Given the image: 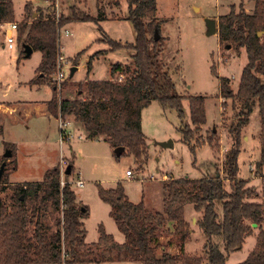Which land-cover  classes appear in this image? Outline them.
<instances>
[{
    "label": "trees",
    "instance_id": "trees-1",
    "mask_svg": "<svg viewBox=\"0 0 264 264\" xmlns=\"http://www.w3.org/2000/svg\"><path fill=\"white\" fill-rule=\"evenodd\" d=\"M43 1L50 3L51 9L34 14L33 3L26 5V18L19 23L18 36L24 46L22 54L26 55V45L42 53L39 74L29 84L53 86L52 99L46 102L51 115L61 120L71 116L82 125L87 136H105L113 148L124 146V152L133 155L140 166L149 158L142 110L158 100L164 109L177 111L181 120L179 129L185 142H191L195 131L207 120L205 99L200 95L189 97V116L195 125L192 129L186 123L184 97L175 92L172 76L162 64V40L155 39L154 32L157 29L159 33L161 25L156 16L157 0H127L126 17L137 33L135 43L123 44L109 35L103 39L109 43L110 50L120 47L133 50V64L120 61L111 64L110 79L87 78L74 82L77 91L69 98L59 96L58 82L52 78L60 55V30L71 21L94 20L99 24L106 17L102 11L93 17L75 5L71 6L69 14L58 15L56 0ZM13 21L15 4L12 0H0V24ZM99 30L103 32L102 26ZM217 31L221 42L237 52L245 48L248 56L237 92L232 89L229 77L221 76L219 80L221 95L241 102V118L230 129L233 146L226 156V176L215 174L199 179L173 177L165 180L162 183L165 206L157 213L143 200L132 202L120 182L115 188L99 185L101 199L111 204L113 218L126 238L118 242L101 226L100 239L89 244L84 221L89 216V208L77 201L76 191L68 179L73 165L69 164L70 174L65 169L64 185H61L59 164L46 170L41 181L10 183L5 172L10 157L3 156L0 166L3 161L6 166L0 181V264H88L107 259L178 264L181 256L167 250L174 242L162 244L160 232L172 224L173 235L180 237L179 246L183 252L191 236L185 218V207L190 203L202 213L198 223L207 239L204 245L207 264H226L228 255L240 250L246 238L253 234L254 223L259 233L257 244L238 264H264V201L252 199L257 193L248 186L247 180L238 177L241 130L249 123L255 106L261 115V154L256 163L257 172L264 169V0H257L253 13L246 12L242 5L240 10L232 6L228 13L220 16ZM260 31L263 34H259ZM105 52L101 50L92 55L87 63L89 71L93 60ZM3 128L0 124V134ZM214 135L209 136L210 142ZM9 147L13 154L12 145ZM225 178L230 181L231 190L227 189ZM9 188L11 193H8ZM183 262L201 264L202 260L185 256Z\"/></svg>",
    "mask_w": 264,
    "mask_h": 264
},
{
    "label": "rangeland",
    "instance_id": "rangeland-1",
    "mask_svg": "<svg viewBox=\"0 0 264 264\" xmlns=\"http://www.w3.org/2000/svg\"><path fill=\"white\" fill-rule=\"evenodd\" d=\"M12 1L15 4L13 22L18 23L25 20V7L28 3H33L34 14L52 7L43 0ZM256 2L157 0L156 16L161 21L159 33L163 45L162 64L172 76L175 92L184 97L186 123L195 129L189 116L190 96L204 97L207 120L195 131L191 142L187 143L179 129L181 120L177 111L164 109L158 100H153L141 114L149 158L140 166L135 157L127 152L117 156L115 148L105 136H87L82 125L71 116L61 120L46 111V102L53 96V86L29 84L39 74L42 53L33 50V54L27 57L22 54L24 46L20 41L14 49H8L4 37L7 26L0 24V123L4 126L0 134V160L8 151L12 152L9 147L12 145L13 154L5 170L9 182L41 181L46 170L59 164L62 171L71 163L73 172L68 179L76 191L77 201L89 208V216L84 221L86 241L90 244L100 239L101 226L118 242L122 243L126 238L113 218L111 204L101 199L99 185L115 188L120 182L132 202L143 200L151 211L157 213L162 212L165 206L162 185L165 180L173 177L199 179L215 174L225 177L226 156L233 146L230 129L241 118V102L223 97L219 80L221 76L229 77L232 89L237 92L248 56L245 48L237 52L234 47L221 42L219 33L212 34L208 20H216L218 28L220 16L228 13L232 6L240 10L242 5L246 12L253 13ZM73 5L93 17L102 11L106 19L100 20L99 24L94 20L71 21L60 30L59 52L63 56L61 64L64 78L62 84H58V92L62 98L76 94L74 82L85 81L87 78H112L111 64L118 61L133 64L131 57L134 51L127 47L110 50L109 43L103 40L106 35L123 44L135 43L137 38L132 22L126 17L129 10L127 0H56L57 14H69ZM99 26H102L103 32H100ZM67 30L69 33L66 34ZM101 50L106 52L93 60L92 70L89 71V59ZM72 66L78 70L70 77ZM56 69L52 74L53 79H57L58 64ZM5 105L16 106V109L7 115L3 111ZM250 115L249 123L241 130L238 177L247 180L248 186L257 193L252 199L264 201V169L257 172L256 166L261 154V115L258 106ZM62 128L71 133L70 139H63ZM213 133L215 135L210 142L209 136ZM170 140H173L172 147L162 145ZM127 170H132L133 176H129ZM62 177L66 179L63 171ZM79 178L84 180L83 186L77 185ZM224 183L231 190L230 181L225 178ZM11 192L9 188L8 193ZM201 217L202 213L195 210L193 203L185 207L191 236L186 240L183 252L180 251V237L173 235L172 224L160 232L162 244L167 245L171 240L174 242L167 250L181 256L182 260L178 264H184L185 256L199 257L201 264H207L204 252L207 239L198 223ZM49 222L55 228V223L52 220ZM257 239L258 230L246 238L240 250L228 255L226 264L243 262L255 248ZM88 264L142 262L107 259Z\"/></svg>",
    "mask_w": 264,
    "mask_h": 264
},
{
    "label": "built area",
    "instance_id": "built-area-1",
    "mask_svg": "<svg viewBox=\"0 0 264 264\" xmlns=\"http://www.w3.org/2000/svg\"><path fill=\"white\" fill-rule=\"evenodd\" d=\"M1 26H7V29L4 31V37L6 39L5 42V46L8 49H14L16 46V43L19 42V36H18V29H19V23L16 22H7V23H1ZM66 34L69 33V31L67 30L65 32ZM63 59L62 55H59V61H58V72H57V82L58 84H60L61 82H63V78H64V72L62 69V64H61V60ZM67 134V135H66ZM61 135L63 137V139H70L71 133H67L64 128L61 129ZM66 136V137H65ZM65 161H63L64 164ZM63 174L65 173V170L63 169ZM127 174L129 176H133V171L132 170H127ZM77 185L79 186H83L84 185V180L82 178H79L77 181ZM66 183V179H64L62 177L61 179V185H64Z\"/></svg>",
    "mask_w": 264,
    "mask_h": 264
},
{
    "label": "water",
    "instance_id": "water-1",
    "mask_svg": "<svg viewBox=\"0 0 264 264\" xmlns=\"http://www.w3.org/2000/svg\"><path fill=\"white\" fill-rule=\"evenodd\" d=\"M208 27H209V31L212 33V34H216L218 33L217 31V22L216 20L214 19H210L208 20ZM155 39L158 40L160 39V33H158V30L156 29L155 30ZM263 31H260L259 34H262ZM25 53H26V56L29 57L33 54V48L29 45H26L25 46ZM77 67L76 66H72L71 67V75L70 77H73L75 72L77 71ZM162 145L164 146H169V147H172L173 146V140H170V141H167V142H163ZM124 146H121V147H116L115 148V152L117 154V156H121L123 153H124ZM4 156H7V157H11L12 156V152L11 151H8ZM5 166H6V161H3V163L1 164L0 166V181L2 180V177H3V174H4V169H5ZM71 167L68 166L66 171H67V174H70L71 171H70ZM254 226H257L256 223L253 224Z\"/></svg>",
    "mask_w": 264,
    "mask_h": 264
},
{
    "label": "crops",
    "instance_id": "crops-1",
    "mask_svg": "<svg viewBox=\"0 0 264 264\" xmlns=\"http://www.w3.org/2000/svg\"><path fill=\"white\" fill-rule=\"evenodd\" d=\"M58 1V0H57ZM35 85V84H34ZM38 86V85H37ZM1 106V105H0ZM14 109H16V106H14V107H11V106H9V105H5V107H3V111H5V113H7V115H11V111L12 110H14ZM46 111H48L47 110V105H46ZM14 113V112H13ZM72 119H73V117H72ZM1 124V123H0ZM10 160V159H9ZM256 230H258L257 228H255L254 229V232H256ZM259 234V233H258Z\"/></svg>",
    "mask_w": 264,
    "mask_h": 264
}]
</instances>
